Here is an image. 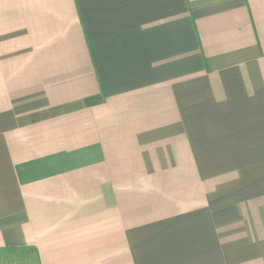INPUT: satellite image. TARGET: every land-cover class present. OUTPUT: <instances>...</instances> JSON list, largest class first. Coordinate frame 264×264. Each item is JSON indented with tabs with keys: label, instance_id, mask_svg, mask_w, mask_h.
Here are the masks:
<instances>
[{
	"label": "crops",
	"instance_id": "crops-1",
	"mask_svg": "<svg viewBox=\"0 0 264 264\" xmlns=\"http://www.w3.org/2000/svg\"><path fill=\"white\" fill-rule=\"evenodd\" d=\"M41 264H264V0H0V248Z\"/></svg>",
	"mask_w": 264,
	"mask_h": 264
},
{
	"label": "trees",
	"instance_id": "trees-1",
	"mask_svg": "<svg viewBox=\"0 0 264 264\" xmlns=\"http://www.w3.org/2000/svg\"><path fill=\"white\" fill-rule=\"evenodd\" d=\"M19 258L22 260L31 259L37 264H41L37 250L34 247L24 246V247H5L0 248V263H4L7 259Z\"/></svg>",
	"mask_w": 264,
	"mask_h": 264
},
{
	"label": "rangeland",
	"instance_id": "rangeland-1",
	"mask_svg": "<svg viewBox=\"0 0 264 264\" xmlns=\"http://www.w3.org/2000/svg\"><path fill=\"white\" fill-rule=\"evenodd\" d=\"M0 264H37V263L33 262L31 259L22 260L14 257L12 259H7L4 263H0Z\"/></svg>",
	"mask_w": 264,
	"mask_h": 264
}]
</instances>
